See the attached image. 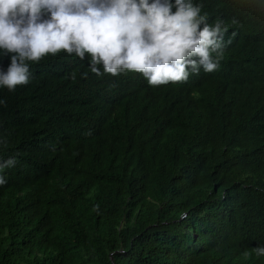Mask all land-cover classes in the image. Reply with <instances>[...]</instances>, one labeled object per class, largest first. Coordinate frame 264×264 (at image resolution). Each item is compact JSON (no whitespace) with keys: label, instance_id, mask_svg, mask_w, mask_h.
Wrapping results in <instances>:
<instances>
[{"label":"trees","instance_id":"1","mask_svg":"<svg viewBox=\"0 0 264 264\" xmlns=\"http://www.w3.org/2000/svg\"><path fill=\"white\" fill-rule=\"evenodd\" d=\"M194 2L246 35L218 74L134 82L107 112L50 89L61 55L0 88V264H264V17Z\"/></svg>","mask_w":264,"mask_h":264},{"label":"clouds","instance_id":"2","mask_svg":"<svg viewBox=\"0 0 264 264\" xmlns=\"http://www.w3.org/2000/svg\"><path fill=\"white\" fill-rule=\"evenodd\" d=\"M205 2L223 13L264 17V0ZM203 7L194 0H0V88L31 83L41 61L61 55L67 85L50 89L74 95L90 85L91 102L107 112L134 82L181 85L201 73L218 74L230 47L246 35L236 16L226 24ZM37 96L47 105L49 93ZM14 166V158L0 159V185ZM253 251L264 256V246Z\"/></svg>","mask_w":264,"mask_h":264}]
</instances>
